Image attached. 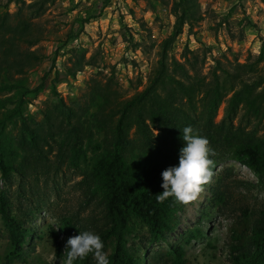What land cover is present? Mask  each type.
I'll use <instances>...</instances> for the list:
<instances>
[{
  "label": "trees",
  "instance_id": "16d2710c",
  "mask_svg": "<svg viewBox=\"0 0 264 264\" xmlns=\"http://www.w3.org/2000/svg\"><path fill=\"white\" fill-rule=\"evenodd\" d=\"M29 7L38 11L33 4ZM170 10L173 30L141 91L122 99L113 84L93 79L69 104L59 99L45 108L39 121L29 114L27 104L45 87L47 75L30 88L27 74L45 58L38 48L31 49L43 32L20 10L16 19L7 11L0 13V176L11 180L16 174L29 183L71 170L79 177L77 190L93 210L89 226L72 215L61 218L59 232L50 228L60 264L66 260L67 239L83 231L100 236L109 264L188 263L179 243L154 252L146 262L140 254V248L147 249L141 245L143 236L136 243L129 241L138 226L145 230L146 243L166 242L179 224L178 212L185 204L175 197L158 203L156 195L163 192L162 171L179 164L185 126L210 141L213 173L220 163L232 160L264 185V72L259 67L264 46L253 60L217 62L208 78L199 71L195 56L188 63L190 74L185 65L168 58L167 51L185 26L191 30L202 19L198 1L172 0ZM82 61L66 68L67 75L80 73ZM49 87L56 94L55 86ZM222 102L224 115L216 122ZM212 194L218 207L230 200L217 185ZM0 217L8 240L0 264H13L21 259L32 229L3 191ZM226 246L231 264H264V205L240 209L229 224ZM74 264L97 261L89 254Z\"/></svg>",
  "mask_w": 264,
  "mask_h": 264
},
{
  "label": "rangeland",
  "instance_id": "374dc122",
  "mask_svg": "<svg viewBox=\"0 0 264 264\" xmlns=\"http://www.w3.org/2000/svg\"><path fill=\"white\" fill-rule=\"evenodd\" d=\"M197 1L202 19L191 30L183 28L168 49V58L182 63L192 74L188 63L196 56L199 71L208 78L217 62L244 63L259 54L264 46V0ZM30 4L38 11H31ZM171 5L172 0H0V13L7 11L16 19L20 10L43 32L42 40L31 49L38 48L45 58L27 78L30 88L39 86L45 75L47 78L37 96L28 99L29 114L41 120L45 108L59 99L69 104L86 92L93 79L113 84L122 99L141 91L173 30ZM81 57L82 71L75 77L68 76L66 68ZM259 67L264 72V62ZM50 85L55 86L56 94ZM224 109L222 102L216 122L223 117ZM77 180L79 177L66 169L29 183L16 174L11 180L0 176V192L9 196L14 212L32 229L21 259L13 264H60L54 255L50 228L59 232L61 218L72 215L90 225L93 210L77 190ZM216 185L230 196L221 207L213 202ZM245 205H264V185L247 167L226 160L216 167L197 199L178 212L179 224L166 242L146 243L145 230L138 226L129 241L136 243L138 236H143L141 245L147 249L140 248V254L146 262L154 252L179 243L187 264H231L226 246L228 227ZM7 243L0 217V263L7 253Z\"/></svg>",
  "mask_w": 264,
  "mask_h": 264
},
{
  "label": "clouds",
  "instance_id": "9594fccd",
  "mask_svg": "<svg viewBox=\"0 0 264 264\" xmlns=\"http://www.w3.org/2000/svg\"><path fill=\"white\" fill-rule=\"evenodd\" d=\"M182 139L185 146L179 149L178 166H169L161 173L163 192L156 195L158 203L169 197H175L183 204L195 201L202 186L209 183L214 175V160L210 156H214L215 151L210 141L192 126L182 129ZM103 248L99 235L91 231L79 232V235L67 239L68 251L63 264H74V261L83 260L89 254L94 256L97 264H109L108 254Z\"/></svg>",
  "mask_w": 264,
  "mask_h": 264
},
{
  "label": "built area",
  "instance_id": "2783aa9c",
  "mask_svg": "<svg viewBox=\"0 0 264 264\" xmlns=\"http://www.w3.org/2000/svg\"><path fill=\"white\" fill-rule=\"evenodd\" d=\"M61 237H62V235H61Z\"/></svg>",
  "mask_w": 264,
  "mask_h": 264
}]
</instances>
